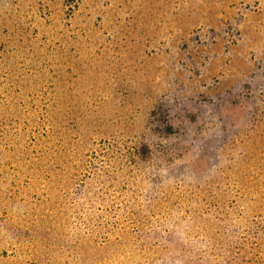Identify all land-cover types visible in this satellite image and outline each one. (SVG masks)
I'll list each match as a JSON object with an SVG mask.
<instances>
[{
  "label": "rangeland",
  "instance_id": "obj_1",
  "mask_svg": "<svg viewBox=\"0 0 264 264\" xmlns=\"http://www.w3.org/2000/svg\"><path fill=\"white\" fill-rule=\"evenodd\" d=\"M234 237L260 264L264 0H0V264H216Z\"/></svg>",
  "mask_w": 264,
  "mask_h": 264
},
{
  "label": "trees",
  "instance_id": "obj_2",
  "mask_svg": "<svg viewBox=\"0 0 264 264\" xmlns=\"http://www.w3.org/2000/svg\"><path fill=\"white\" fill-rule=\"evenodd\" d=\"M211 31H210L211 32L210 34L213 35L215 32L213 31V29H211ZM179 124H182V123L179 121ZM216 172L218 173V171H216ZM217 177L220 179L221 178V175H218ZM143 188H144V186L142 187V189ZM157 196H158L157 193L153 195L150 190H143V192H142V198H143V200L141 202L142 203L144 202V203H146L148 205V206H146L144 208V210H148L149 208H153L156 205V203L154 201V198H156ZM236 219H237V221H235L234 223L233 222H230L228 225H225V227L227 228L226 229V232L228 234H231V231L237 232V234H238L239 232L242 233L244 230H249L254 235L257 234V232L255 231V229L254 230L247 229V227L245 226L244 219H242L241 217H238V216H236ZM210 229L211 228H205L204 229V232H203V234H202V236H201L200 239H201L202 243H205V244H210L211 243L213 245L217 240H220V239H217L218 236H216V237L213 236L216 233L217 230L212 229L211 234H209V235H212L213 236L212 241L210 243H206L204 241V239H203V236L205 234H208L210 232ZM233 234H235V233H233ZM172 235H173V233H172ZM237 238L238 237H234L233 240L231 238V239L222 241L223 246L221 247V249H223L225 251V253L221 257L216 258V264H235V255L239 253L238 247H239V244H240ZM241 246H242V243H241L240 247ZM190 249H192V248H190ZM192 260H193V263L194 264H197L196 263V260L198 261V264H203V262L205 260V257L202 254L199 253L197 259H195L194 257H192ZM133 262L136 263L135 261H133ZM183 262H184V259H183ZM260 264H264V259L263 258H261V263Z\"/></svg>",
  "mask_w": 264,
  "mask_h": 264
}]
</instances>
